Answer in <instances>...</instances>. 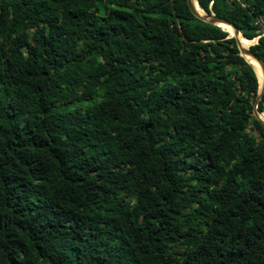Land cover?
Here are the masks:
<instances>
[{
  "label": "trees",
  "instance_id": "trees-1",
  "mask_svg": "<svg viewBox=\"0 0 264 264\" xmlns=\"http://www.w3.org/2000/svg\"><path fill=\"white\" fill-rule=\"evenodd\" d=\"M258 82L187 0H0V264H264Z\"/></svg>",
  "mask_w": 264,
  "mask_h": 264
},
{
  "label": "water",
  "instance_id": "water-1",
  "mask_svg": "<svg viewBox=\"0 0 264 264\" xmlns=\"http://www.w3.org/2000/svg\"><path fill=\"white\" fill-rule=\"evenodd\" d=\"M196 3L199 6L197 0H196ZM187 4H188L190 10L193 12V14L196 15L197 17H199L200 19H203V20L208 21V22L213 23V24L220 25L222 27H224V25H228L232 29V32L230 34L233 35L234 38H235L239 53L241 55H243L244 53L249 54L251 57H253L257 61L258 65H259V68H260V72H261V82H260V84L258 82V85H257V93H256L255 98L253 100V112L258 118H260L264 122V120L259 116V112L260 111H258L256 109V102H257V100H258V98L260 96V92H261L263 84H264V65H263V62L259 59V57L256 54H254L248 47L249 44H251L253 42H256L258 35L254 36L252 38H247V39H250L251 41H250V43H247L246 46H243L239 42V35L242 36V37H244V36L241 34L239 29L231 21H229L228 19H226V18H224V17H222L220 15H217V14H215L213 12L207 13L200 6L199 7H200L201 10L197 11L195 9V7L193 6L192 0H187ZM243 57L245 58L244 55H243Z\"/></svg>",
  "mask_w": 264,
  "mask_h": 264
},
{
  "label": "bare ground",
  "instance_id": "bare-ground-1",
  "mask_svg": "<svg viewBox=\"0 0 264 264\" xmlns=\"http://www.w3.org/2000/svg\"><path fill=\"white\" fill-rule=\"evenodd\" d=\"M192 1L195 5L197 11H200V9H199L200 7L197 5L196 0H192ZM224 27L228 30L229 33L232 32V29L228 25H224ZM239 41H240L241 45L246 46V44L249 43L251 40L239 35ZM244 41L246 42V44ZM243 55L253 66V69L255 70V72L258 76V80L261 79V72H260V68H259L257 61L253 57L247 55L246 53H244ZM260 82H261V80H259V84H260ZM259 116L264 120V116H262V115H259Z\"/></svg>",
  "mask_w": 264,
  "mask_h": 264
},
{
  "label": "rangeland",
  "instance_id": "rangeland-1",
  "mask_svg": "<svg viewBox=\"0 0 264 264\" xmlns=\"http://www.w3.org/2000/svg\"><path fill=\"white\" fill-rule=\"evenodd\" d=\"M264 32V31H263ZM250 43V42H249ZM259 80H261V79H259Z\"/></svg>",
  "mask_w": 264,
  "mask_h": 264
}]
</instances>
